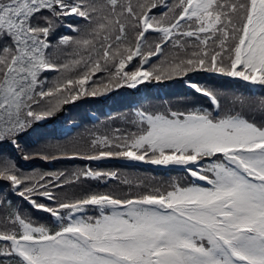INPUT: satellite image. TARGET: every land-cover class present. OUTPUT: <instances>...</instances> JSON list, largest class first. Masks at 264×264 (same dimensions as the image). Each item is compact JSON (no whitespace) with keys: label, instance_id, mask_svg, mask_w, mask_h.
Returning a JSON list of instances; mask_svg holds the SVG:
<instances>
[{"label":"snow or ice","instance_id":"obj_1","mask_svg":"<svg viewBox=\"0 0 264 264\" xmlns=\"http://www.w3.org/2000/svg\"><path fill=\"white\" fill-rule=\"evenodd\" d=\"M61 28L75 35L57 36ZM150 32L159 35L154 45L147 43ZM169 44L184 55L151 64ZM60 46H75L87 56L77 51L78 58L59 63L50 50ZM134 59L138 65L128 70ZM109 66L114 87L198 71L264 87V0H0V144L18 149L19 136L33 123L81 95H97L85 85ZM81 67L77 78L47 86L44 73ZM188 86L219 112L215 92L195 82ZM136 115V132L116 129L112 137L92 139L95 154L68 158L179 166L193 182L131 198L93 192L62 201L56 190L74 181L63 173L19 174L5 158L0 180L59 227L11 212L12 227L0 229V264H264V124L201 107ZM116 175L86 168L75 180ZM90 208L99 214L87 215Z\"/></svg>","mask_w":264,"mask_h":264},{"label":"trees","instance_id":"obj_2","mask_svg":"<svg viewBox=\"0 0 264 264\" xmlns=\"http://www.w3.org/2000/svg\"><path fill=\"white\" fill-rule=\"evenodd\" d=\"M98 5L106 4V0H95ZM138 0H132L135 5ZM175 2V0H167ZM108 9H102V14H107ZM159 15L160 10H155ZM47 15V13H45ZM73 21L75 17L71 18ZM82 32L88 29L84 21H78ZM67 34L75 35L61 28L57 36ZM135 33L129 30L128 39L134 40ZM187 39V38H186ZM159 40V35L150 32L147 36L148 45H154ZM194 43V41H190ZM55 45V40L52 41ZM192 49H189L191 51ZM77 51L87 56L75 46H60L51 49V57L59 63H67L78 58ZM164 55L159 59L151 58V64L161 66L163 61H171L177 55L183 56V51H178L172 44L164 48ZM138 65L134 59L132 65ZM146 65L145 67H149ZM81 68L70 72L60 73L48 71L44 73L47 86L51 87L58 79L78 77ZM114 69L109 66L107 71L96 73L85 85L86 91L97 89V95H81L76 101L63 105L53 119L52 117L33 123L30 128L18 138L19 148L10 143L0 144V162L8 158L16 166L19 174L39 177L41 175L63 173L68 181L56 190L57 197L62 201H74L84 196L97 193H111L119 198H131L142 195L150 190H168L174 183L187 186L193 182L182 168L177 166H160L146 162L130 161L123 158H106L102 160H86L80 157H71L74 153L81 156L95 154L96 149L91 145L93 138L116 135V129L121 134L136 132L138 119L136 113L145 111L149 113L167 112L168 110L185 112L194 107L207 108L213 115L239 113L258 125L264 124V87L243 82L237 78H230L219 74L206 72L189 73L187 76H172L161 81H150L138 85L136 88L127 86L114 87L108 84L109 74ZM95 81V83H93ZM195 82L212 90L221 102V109L217 112L210 104L207 97L195 93L188 84ZM108 84L109 91H104ZM45 106L44 104L41 107ZM27 154L30 158L25 159ZM44 157H47L45 159ZM86 168L102 173H116L115 178L107 176L100 179L81 178L77 181L75 176L80 175ZM0 229L11 228L9 223L10 213L16 209L34 224H44L52 230H57L58 222L50 214L36 210L26 200L15 195L9 183L0 180ZM41 202L50 203L41 198ZM63 214V213H62ZM89 216L98 215L97 209L90 208Z\"/></svg>","mask_w":264,"mask_h":264},{"label":"water","instance_id":"obj_3","mask_svg":"<svg viewBox=\"0 0 264 264\" xmlns=\"http://www.w3.org/2000/svg\"><path fill=\"white\" fill-rule=\"evenodd\" d=\"M60 113H62V110L59 111L57 114H60ZM57 114H55L51 119L55 118L57 116Z\"/></svg>","mask_w":264,"mask_h":264}]
</instances>
